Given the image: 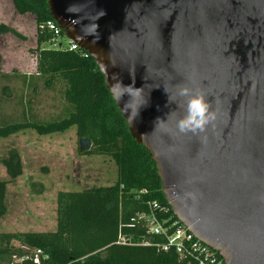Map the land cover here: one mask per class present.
Masks as SVG:
<instances>
[{
    "label": "water",
    "instance_id": "95a60500",
    "mask_svg": "<svg viewBox=\"0 0 264 264\" xmlns=\"http://www.w3.org/2000/svg\"><path fill=\"white\" fill-rule=\"evenodd\" d=\"M47 6L68 42L94 62L131 139L148 152L173 217L222 264H264V0ZM124 86L139 91L129 100ZM182 87L202 93L215 113L203 132L176 128L185 114ZM126 100L139 107L132 123ZM89 146L79 140L80 150Z\"/></svg>",
    "mask_w": 264,
    "mask_h": 264
},
{
    "label": "trees",
    "instance_id": "16d2710c",
    "mask_svg": "<svg viewBox=\"0 0 264 264\" xmlns=\"http://www.w3.org/2000/svg\"><path fill=\"white\" fill-rule=\"evenodd\" d=\"M11 4L18 15H32L35 23V47L28 50L35 71L23 76L22 84L33 93L39 82L51 91L59 84L66 111L63 117L44 122L24 119L4 124L0 116V141L23 131L48 136L74 127L77 140L90 143L89 149H78V155L109 157L117 179L107 187L57 192L52 232L0 233V264H188L173 250L164 251L165 239L149 234L146 223L137 219L149 213L148 204L153 201L166 207L160 181L148 152L131 139L94 62L81 49L70 50L69 42L63 46L61 30V47L51 46L54 34L47 25L54 22L47 0H11ZM2 34L25 41L4 25H0ZM11 91L4 87L0 94L6 98L12 96ZM0 168L6 177L5 181L0 176L2 219L7 186L23 174L15 149L5 156L0 149ZM161 219L174 218L169 210ZM36 251H40L38 256H34Z\"/></svg>",
    "mask_w": 264,
    "mask_h": 264
},
{
    "label": "rangeland",
    "instance_id": "374dc122",
    "mask_svg": "<svg viewBox=\"0 0 264 264\" xmlns=\"http://www.w3.org/2000/svg\"><path fill=\"white\" fill-rule=\"evenodd\" d=\"M2 2L6 8L2 21L14 22L7 14V1ZM31 30L30 24L24 29L28 37L25 44H15L11 38H5L4 43L0 40V49L5 56L3 61L0 59V87L5 85L12 90V96L5 98L0 94V116L4 124L24 119L44 122L63 117L66 111L59 84L51 91L45 90L39 82L33 93L21 82L22 74L29 76L35 71V60L28 52L35 47V44H29ZM60 41L63 46L68 43L65 36ZM13 52L18 55L12 58ZM12 63L22 65V73L10 70ZM4 73L10 77L2 78ZM31 82L35 85L34 80ZM0 148L2 155L15 149L23 166L22 176L7 186L6 214L0 219V233L52 232L56 226L57 192L107 187L117 179V169L109 157L78 155L79 141L74 127L48 136L23 131L1 140ZM1 177L6 181L3 171Z\"/></svg>",
    "mask_w": 264,
    "mask_h": 264
},
{
    "label": "built area",
    "instance_id": "2783aa9c",
    "mask_svg": "<svg viewBox=\"0 0 264 264\" xmlns=\"http://www.w3.org/2000/svg\"><path fill=\"white\" fill-rule=\"evenodd\" d=\"M47 28L54 34L51 46L56 48L59 46L60 29L55 23H48ZM69 48L72 51L79 49L72 42H69ZM148 208L149 213L139 215L137 219L146 223L149 234L165 239L166 242L162 247L164 251L173 250L177 256L188 260V264H222L214 252L197 241L174 217L168 222L161 219L163 214L170 210L167 205L164 207L153 201L148 204ZM39 254L40 251H36L34 256Z\"/></svg>",
    "mask_w": 264,
    "mask_h": 264
},
{
    "label": "clouds",
    "instance_id": "9594fccd",
    "mask_svg": "<svg viewBox=\"0 0 264 264\" xmlns=\"http://www.w3.org/2000/svg\"><path fill=\"white\" fill-rule=\"evenodd\" d=\"M129 89L126 95L129 100L133 98V92H138V89H134L131 86H124ZM167 96V92H164ZM179 95L186 97L185 114L176 121V128L180 133L186 132H203L205 128L215 120V113L211 112L209 103L202 93L193 92L188 87H182L179 90ZM171 97L167 96V101L171 100ZM119 102V101H117ZM126 115L129 116V122L132 123L139 116V107L133 108L129 101H125L124 108ZM159 119V118H157Z\"/></svg>",
    "mask_w": 264,
    "mask_h": 264
},
{
    "label": "crops",
    "instance_id": "0c3cea01",
    "mask_svg": "<svg viewBox=\"0 0 264 264\" xmlns=\"http://www.w3.org/2000/svg\"><path fill=\"white\" fill-rule=\"evenodd\" d=\"M2 1H4V0H0V25H4V26H7L8 28H10V29H12V30H15L19 35H21L22 37H24L25 38V41H22V40H19V39H17V38H15V37H13L12 35H10V34H2V35H0V40H3V43H4V40H5V38H11V39H14V41H16L15 42V44L17 43V44H25L27 41H28V37L26 36V34L24 33V29H26V26L27 25H31V28H32V32H31V37H30V40H29V44H35V23H34V17L32 16V15H30V14H26V15H23V16H21V15H18L16 12H15V10L13 9V7H12V4H11V0H5V2L7 1V3H6V7L9 9L8 10V13L7 14H10L11 16V18H13V21L15 22H12V23H10V22H8V21H6V20H3L2 21V17H5L6 16V8H5V5H3V2ZM12 13V14H11ZM14 17H19L18 19H16V18H14ZM28 18V19H25V18ZM26 24V25H25ZM24 26H25V28H24ZM9 41V40H8ZM13 44H14V42H12ZM18 49V48H17ZM2 52H4L3 51V49H0V58H1V61H3L5 58V56H4V53H2ZM16 55H18V53L17 52H13V53H11V57L13 58V57H15ZM3 56V57H2ZM27 59V58H26ZM33 60V59H32ZM11 61H15V60H11ZM18 62V61H17ZM35 67V66H34ZM10 70H18V71H20L21 73H22V65L20 66L19 64H16L15 65V63H12L11 64V66H10V68H9ZM4 75H7V74H5L4 73ZM23 76L25 75V74H22ZM4 87H8V86H1L0 87V92H1V90L4 88ZM1 149V148H0ZM3 153H2V150H1V155H2ZM6 154V153H5ZM5 154L4 155H2V156H5ZM1 171H3V169L2 168H0V176H1ZM4 173V172H3ZM2 178V177H1Z\"/></svg>",
    "mask_w": 264,
    "mask_h": 264
}]
</instances>
